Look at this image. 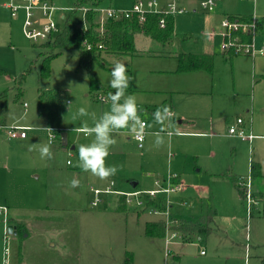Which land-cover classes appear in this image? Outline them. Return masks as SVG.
I'll list each match as a JSON object with an SVG mask.
<instances>
[{
  "label": "rangeland",
  "instance_id": "1",
  "mask_svg": "<svg viewBox=\"0 0 264 264\" xmlns=\"http://www.w3.org/2000/svg\"><path fill=\"white\" fill-rule=\"evenodd\" d=\"M5 1L8 0H0V92L7 90L8 97L4 125L0 126V207L18 208L28 215L29 209L48 206L51 209L48 217L54 223L83 224L78 230L81 264H126L127 261L130 264H264V177L258 176L251 188L248 186L252 161L261 166L264 174V90L258 75L264 56L243 52L232 61L223 57V22L228 19L223 12L253 15L252 22L258 21L264 17V0H223L216 13L203 11L201 0H156L158 6L152 9L154 12H167L168 4L174 1L184 10L174 15L176 31L170 43L139 37L136 47L139 53L143 51L139 56L106 57L101 65L93 66L98 81L94 88L88 73L78 68L77 51L67 49L56 56L57 52L48 44L50 40L27 39L23 30L24 13L12 18L2 6ZM138 1L148 0H103L100 8L131 11ZM52 2L58 9L55 18L62 31L63 18L70 15L73 0ZM85 13L81 9L72 17L81 28L88 27ZM105 20L102 15L95 19L101 24ZM250 22L240 21L245 28ZM255 42L259 51L264 46V36L257 33ZM40 53L45 57L56 56L50 64L49 78L40 77L44 59H38ZM184 53L215 56L213 72H180L179 59L168 57ZM116 61L124 63L133 77L126 95L136 96L140 117L148 122L144 148L140 149L131 137L130 128L119 130L114 133L116 144L106 161L118 167L117 173L106 180L88 173L87 178H79L81 187L71 188L69 182L75 177L70 173L79 163L77 146L92 140L77 130L94 124L91 115L75 120L73 116L80 107H85L98 119L110 109L108 93L115 90L109 81ZM103 97L106 101H101ZM69 102L72 104L68 110ZM163 105L170 106L174 117L171 128L164 134V145L157 148L151 133L159 131L161 125L152 114ZM238 117L245 119L247 127H253L256 138L252 142L228 135L229 127ZM178 120L184 123L178 124ZM15 126L30 128L26 140L9 139L7 128ZM43 127L51 128L56 134L51 144V159H41L38 151L29 150L33 144L49 143ZM62 133L68 134L67 147L62 146ZM170 172L180 175L183 190L171 196L175 216L164 223V236H146L144 224L135 219L139 217L137 213H144V219L157 216L133 205H127L123 215L116 216L110 209L103 218L94 219L91 214L98 208L91 206L93 195L89 193L90 201L85 209L77 210L79 194L85 192L88 183L99 182L97 186L105 190L112 182L117 185L134 179L144 188H150L153 176ZM235 176L238 186L231 180ZM238 188L244 193L243 200ZM201 200L217 209L221 228V232L212 233L206 241L183 230L192 221L200 222L194 208ZM108 201L104 198L105 204ZM191 211L193 216L189 217ZM97 223L104 226L99 228L94 225ZM6 230L4 216L0 215V253L1 247L4 252L6 246ZM76 232L73 227L67 237H74ZM173 233L178 238L169 245L168 254L166 239ZM175 246L181 248L179 259L174 255ZM72 261L70 257L69 263Z\"/></svg>",
  "mask_w": 264,
  "mask_h": 264
},
{
  "label": "trees",
  "instance_id": "2",
  "mask_svg": "<svg viewBox=\"0 0 264 264\" xmlns=\"http://www.w3.org/2000/svg\"><path fill=\"white\" fill-rule=\"evenodd\" d=\"M103 0H73V9L70 15L64 18V28L56 36L52 37L48 44L57 52L56 56L61 54L67 49H73L77 51L78 56V68L84 69L91 80V86L97 87L98 81L95 73L93 72V66L95 64H102V61L106 57H135L139 55V51L136 47V41L139 37L152 39L160 43L166 44L171 41L175 33V19L173 16H163L159 13H147L143 19H140L138 14H134L130 19L113 20L106 19L103 24L96 23L95 19L98 13L95 11L99 8ZM88 8L85 13V17L88 23L87 28H81L72 21L73 15L81 9ZM165 19V27L160 26V20ZM232 19L252 21L249 16L243 17H231ZM256 33L260 36H264V17L258 20L256 26ZM234 36L240 39L243 44H249L252 39V33L235 32ZM226 56L241 55L237 53L235 49L224 50ZM56 56L45 57L43 53H40L38 59H43L40 68V77L49 78L50 76V64L52 59ZM180 72H190L197 70H204L208 72L213 71L214 57L208 55L198 54H183L178 57ZM23 76L20 80L22 84L24 80ZM261 80L264 82V74L261 76ZM7 90L0 92V126H3V117L7 109ZM258 176H262L261 167L259 164L252 161L250 178L252 183ZM237 185V183L234 181ZM239 189V188H238ZM240 196L243 200V191L239 189ZM217 212L214 208L209 207L205 213L202 214L201 221L197 223L191 222L186 225L184 231L194 233L200 237L203 241L214 231L215 218ZM18 229H21V227ZM165 224L148 223L146 226V235L148 237H161L164 236ZM20 232V230H19ZM21 234V232L19 233ZM162 234V235H161ZM126 264H130L129 261Z\"/></svg>",
  "mask_w": 264,
  "mask_h": 264
},
{
  "label": "built area",
  "instance_id": "3",
  "mask_svg": "<svg viewBox=\"0 0 264 264\" xmlns=\"http://www.w3.org/2000/svg\"><path fill=\"white\" fill-rule=\"evenodd\" d=\"M223 0H201L200 7L205 12H213ZM256 2V0H253ZM158 6L156 0L148 1H138L134 3L133 9L131 11H118L113 8H96L95 11L98 15H102L106 19L121 20V19H130L134 14H138L140 19H143L144 15L147 13H159L163 16H174L177 14H182L183 9H180L175 2L170 3L167 6V12H154L152 9ZM4 7L8 9L13 18H17L21 12L24 13V23L23 30L27 39L34 42H44L49 41L52 37L56 36L59 31L58 23L56 21L55 15L58 12V9L54 6L52 0H8L4 3ZM85 12L88 11V8L83 9ZM40 17V22H37V17ZM241 20L229 18L223 22V28H225L224 35V50L235 49L237 53H245L246 55L251 56H264V46L257 51L256 42L253 44V38L257 34L256 26L258 21L256 19L249 23L247 28L243 27L240 23ZM160 26L165 27V19L160 20ZM235 32H249L252 33V39L249 44H243L240 42V39L234 36ZM244 54V55H245ZM101 101H105V98H100ZM27 107V104H25ZM145 122L147 128V122ZM244 120L238 118L236 123L230 127L229 135L239 138L241 141L252 142L256 136L253 133H248L246 129L243 128ZM146 128L144 134L133 133L134 139L139 143V146H143L145 140ZM7 135L10 140H15L18 138L25 139L27 137V132L30 131V128L27 127H9L7 128ZM49 132V131H48ZM84 132V131H83ZM56 139L55 131L49 132L48 140L50 144H53ZM178 175L170 174L166 180H157L155 181V189L152 190H134L129 193H123L113 190L114 184L107 187L105 190L94 189L92 192L96 196V200L92 203V206H97L101 200V195L116 194L125 198V203L127 205H133L135 208L141 209L143 212H148L151 215L160 217L164 220V223H168L173 220L172 214V201L171 196L173 194L179 193L183 190V185L181 182H177ZM248 186L251 188L252 180L248 178ZM176 181V182H175ZM242 186V185H241ZM251 194V193H250ZM0 215L4 216V224L7 228L8 225V209L7 207H0ZM167 225V224H166ZM168 227V225H167ZM169 233V228L167 229ZM6 236H8V231L6 230ZM178 238L176 233L169 235L166 239V252L170 254L171 250L168 248L173 240ZM202 255L205 254V251L201 252Z\"/></svg>",
  "mask_w": 264,
  "mask_h": 264
},
{
  "label": "crops",
  "instance_id": "4",
  "mask_svg": "<svg viewBox=\"0 0 264 264\" xmlns=\"http://www.w3.org/2000/svg\"><path fill=\"white\" fill-rule=\"evenodd\" d=\"M6 2L7 1H5L4 3H6ZM4 3L2 6L4 9H6L4 7ZM217 9L218 8H216L213 12H207V13H216ZM6 10L9 11L8 9H6ZM223 13L225 15H227L229 18L234 17V16H241V17H243V16L252 17L253 16V15L229 14V13H226V11ZM259 19H261V18H259ZM175 31H176V24H175ZM168 43H170V42H168ZM141 52H143V51H141ZM140 53H139V55H140ZM184 54H187V53H184ZM188 54L213 56V55H209L206 53H188ZM213 57H214V66H215V56H213ZM223 57L226 61H228V60L232 61L235 56L229 57V56L224 55V52H223ZM168 58H178V56L175 55L174 57H168ZM214 66H213V70H214ZM197 71H204V70H197ZM206 72H208V71H206ZM212 72H209V73H212ZM259 72H260V74H258L259 76H262L264 74V63H260ZM255 83H256V81H255ZM259 83L261 84V86L264 90V82L261 80V82H259ZM105 101H106V98H105ZM147 110H151V109H147ZM238 118H242V117H238ZM242 119L244 120L243 128L246 129V131L248 133H252L253 127H250V128L247 127V125L245 123V119L244 118H242ZM236 120H235L234 124L236 123ZM142 121H146V120H142ZM177 123L182 124V123H184V120H178ZM233 125H231V126H233ZM147 127H148V122H147ZM230 127H229V129H230ZM84 129L85 128H78L77 131L83 132ZM148 133H149V131L146 128V135ZM47 134H49L48 131H47ZM130 134H131V137L134 139L132 131L130 132ZM146 135H145V138H146ZM228 135H229V130H228ZM230 137H233V136H230ZM27 138H28V135L25 139H21V138H18V139L26 140ZM138 146H139V143H138ZM139 148L143 149L144 146H142V147L139 146ZM74 149H75V147L72 148V150H74ZM253 162H255V161H253ZM67 164H70V163L68 162ZM199 171L200 170L198 169V172ZM261 172H262V169H261ZM170 174L178 175V180L176 179V181L180 182V180H181L180 175L177 173L170 172L166 175L165 174L164 175L158 174L156 176H153L152 182L148 181V182H150V185H151L150 188H144L140 181L138 182L134 179H129V180H123L122 183H118L117 185L112 182L114 184L113 190L123 192V193H129V192H132L134 190H142V191L152 190V189H155V181L166 180L168 175H170ZM87 175H88V173L83 172L79 167L75 171L70 173V176H73L76 179H79L82 176H86V178H87ZM262 175L264 176L263 173H262ZM236 179H237L236 176L231 178L233 183H234V181L236 182ZM85 182H86V180H85ZM133 182L138 183L135 188L132 186ZM112 183L109 185H106V187L111 186ZM97 184H100V183L99 182L98 183L95 182V184H89L88 183L87 187H86L87 189H85V192L82 194H79L80 199L78 198L77 202H76L77 210L85 209V206L88 204V201L91 200L90 203H93L96 200V196L92 192V188L102 189V188H99L97 186ZM84 185H86V184H84ZM89 193H91L93 195V197H91V199H90ZM106 196L107 197H104L103 195L100 196V200H101L100 203L102 205H99L100 203L97 206L91 205L92 207L98 208L97 210H95L91 214L94 219H97L100 217L103 218V216L107 213V210H110V209L112 210V212H114L116 214V216H119L120 214H122V215L125 214L124 211H125V207L127 206V204L125 203L124 197L116 195V194H109ZM104 198H107L109 200L108 203H106V204L104 203ZM201 202H203V200L195 203V208H194L199 214V220L200 221H201L202 214L205 213L206 209H208L209 207L214 208L212 205H206L205 201L203 202L205 204H203ZM199 204H200V206H198ZM2 207H6V206L3 205ZM48 208L49 207L47 206V208H45V209L43 207L42 208L38 207L36 209H29L30 212L27 215L26 213H24L25 210H21L18 208L11 209L10 207L7 206L8 213H9V217H8L9 222L7 225V231H8V227L12 226L13 227V233H11V234L8 233V235H10V238L8 236H6V240H5L6 246L4 247V252H3L2 247H1L0 264H70L69 263L70 257L73 258V261L71 264H81L82 263V262H80V258L82 256V250H81V247H80L79 241H78V237H79V231L78 230L80 227H82L81 225H83V224H81V223L73 224L72 223L69 226L68 224L62 225L61 223H54L52 221V219H50L48 217L50 215V210H51V209L48 210ZM215 210L217 212V216L215 218L214 224H212L214 226V231L212 233L221 232V228L218 225L219 214H218L217 209H215ZM191 213H192V211L190 212V214ZM137 214H139L138 215L139 217H137V218L132 217V218H135L137 220V222L140 224L143 223L145 231H146V226L148 223H159V222L164 223V220L160 217H155L154 219H151V218L144 219V216H145L144 213L138 212ZM172 214L174 217L175 213H174L173 204H172ZM190 214H189V217H192L193 215L192 214L190 215ZM126 217H127V219L128 218L130 219L129 216H126ZM145 218H146V216H145ZM94 225L98 226L99 228L104 226L103 223H97ZM117 225L118 224L116 221L114 223V226L116 227ZM18 227L19 228L21 227V229H18ZM73 227H74V229L77 230L75 236L71 237V238L69 236L67 237L68 230L72 229ZM99 228H97V229H99ZM19 230H20L21 234H19L20 233ZM180 249H181L180 247H176V246L173 248V250H175L174 255L176 254L178 256L176 259H179V257H180L178 255ZM78 255H79V260H78ZM84 257H85V253H84Z\"/></svg>",
  "mask_w": 264,
  "mask_h": 264
},
{
  "label": "clouds",
  "instance_id": "5",
  "mask_svg": "<svg viewBox=\"0 0 264 264\" xmlns=\"http://www.w3.org/2000/svg\"><path fill=\"white\" fill-rule=\"evenodd\" d=\"M110 75L109 85L115 90L114 93H108L110 109L103 112L98 119L94 112L89 113L85 107H80L73 116L75 120L79 117L91 115L94 121L93 126L84 129L85 135L92 137L91 142L77 146L79 153L78 167L83 172L91 173L101 180L114 176L118 171L116 165L106 163L110 149L116 144L114 133L121 129L130 128L133 133L144 134L146 128L145 122L140 117L141 109L136 96L126 95V91L133 80V77L128 74L126 65L120 61L114 62ZM84 76L87 80V73ZM71 104V102L68 103V110ZM153 117L155 122L161 125L159 131L151 133L155 137V146L159 148L165 143L164 134L172 126L173 112L170 106L163 105L153 113ZM43 129L53 132L51 128L43 127ZM29 150L38 151L41 159H51L53 157L50 143L33 144ZM69 186L78 188L82 185L79 179L73 178L69 182Z\"/></svg>",
  "mask_w": 264,
  "mask_h": 264
},
{
  "label": "water",
  "instance_id": "6",
  "mask_svg": "<svg viewBox=\"0 0 264 264\" xmlns=\"http://www.w3.org/2000/svg\"><path fill=\"white\" fill-rule=\"evenodd\" d=\"M62 146L63 147H67L68 146V134L67 133H62ZM138 183L133 182L132 186L135 188L137 186ZM8 233L11 234L13 233V227L9 226L8 227Z\"/></svg>",
  "mask_w": 264,
  "mask_h": 264
}]
</instances>
